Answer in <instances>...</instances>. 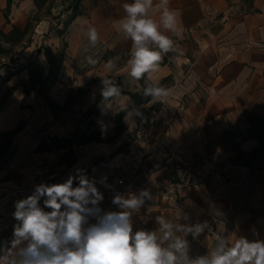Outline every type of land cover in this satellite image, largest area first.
Listing matches in <instances>:
<instances>
[{"label": "crops", "instance_id": "crops-1", "mask_svg": "<svg viewBox=\"0 0 264 264\" xmlns=\"http://www.w3.org/2000/svg\"><path fill=\"white\" fill-rule=\"evenodd\" d=\"M7 2L0 0V31L23 29L36 12L34 1L10 0L5 16ZM60 2L53 1V10L62 7ZM131 2L75 0V18L48 43L53 53L66 44L57 80L40 84L60 105L68 94L75 97V91L88 87V92L82 91L87 110L101 93L102 80L115 81L120 96L110 98L92 118L90 129L99 131L101 137L113 136L115 124L108 132L100 120L108 110L116 114L128 109L113 142L74 146L77 160L70 167L54 164L62 150L60 157L53 154L57 152H34L39 142L32 139L29 121L36 110L34 103L39 106L41 99L35 91L26 96L18 85L28 77L27 71L8 83L16 90L0 111V133L13 130L19 121L25 126L14 136L11 157L0 170V237L12 235L14 202L30 195L52 170H59L66 180L95 159H129L138 152L147 157L152 199L133 212L134 231L158 229L157 216L174 224L185 223L183 215L192 224L208 221L209 229L198 239L191 234L186 237L192 257L207 254L218 236L264 240V0H168L178 27L165 34L178 51L164 54L152 75L169 94L163 102L136 105L140 115L130 114L127 93L141 92L142 87L128 75L132 42L118 23L126 15L123 4ZM160 2L153 0L150 10L156 20ZM45 26L40 21L37 28ZM90 27L99 35L95 48L86 34ZM88 56L97 63L89 64ZM109 60L114 64L110 69L106 67ZM42 65L47 67L46 62ZM163 103L155 135L146 141L132 140L135 124ZM40 203L43 207V198Z\"/></svg>", "mask_w": 264, "mask_h": 264}, {"label": "clouds", "instance_id": "clouds-1", "mask_svg": "<svg viewBox=\"0 0 264 264\" xmlns=\"http://www.w3.org/2000/svg\"><path fill=\"white\" fill-rule=\"evenodd\" d=\"M152 7L153 0L125 3L126 15L118 23L124 37L132 42L128 75L135 80L147 75L143 94L157 103L169 93L152 74L164 54L178 51L165 34L177 30L178 19L168 0L160 2L159 20L150 15ZM86 34L95 48L97 29L90 27ZM86 59L91 65L97 63L92 56ZM106 67H114L113 62L109 60ZM102 85L104 98L120 96L121 89L115 82L105 79ZM130 114L140 115L139 109L131 106ZM106 181L102 177L100 183L106 185ZM151 199L148 189L117 192L112 204L119 211H105L101 208L104 194L97 181L81 169L64 182L38 183L30 195L14 202L12 216L16 223L11 238L0 241V264H264V240L244 236H218L207 254L190 256L186 237L191 234L198 239L210 226L208 221L192 224L187 215L181 217L186 222L179 224L157 216L158 229L134 231L133 212Z\"/></svg>", "mask_w": 264, "mask_h": 264}, {"label": "trees", "instance_id": "trees-1", "mask_svg": "<svg viewBox=\"0 0 264 264\" xmlns=\"http://www.w3.org/2000/svg\"><path fill=\"white\" fill-rule=\"evenodd\" d=\"M33 1L36 6L35 14H38L41 11L43 7L42 5L44 3H47V7L45 8L47 16L48 14H50V10L54 0ZM9 6L10 0H8L7 2L5 16L8 13ZM76 8L77 6L75 4L72 7V12L68 16L67 20L62 23L63 28L57 29V35H62L71 21L75 18ZM32 17L33 18L27 19V22L23 29L12 27V29L8 32L0 31V111L3 109L5 101L16 90V86L9 87L4 91L2 88L7 85L13 77L19 75L21 72L26 70L28 74V77L18 84L22 87V91L26 96L31 92H34L37 89L38 85L43 81H47L48 79H50L51 81L57 80V76L63 62L64 49L66 46L65 43H63L62 48L55 53L52 52L50 47H43L42 49H38L36 54L43 53L46 59L47 67L39 64L34 59H28L27 62H24L18 68L12 66L17 57L29 46L27 44L28 41H25L24 38L27 35V32L32 29L33 21L35 22L37 20L36 15ZM16 47L17 49L15 50L14 48ZM5 68H7L8 70L6 72H1ZM146 80V76L138 80L142 87L141 92L127 93L132 106L144 105L151 100V97H145L143 94V90L146 86ZM94 81H96V79H92L91 82ZM78 91L88 92L89 88H79ZM41 98L44 104L53 114H59L68 110L69 100L72 99V96L69 95L67 97V100L62 105L56 103L46 93H43L41 95ZM110 98L111 97L104 98L102 96V93H99L95 97V102L86 111V116L89 118V121L85 128H77L72 134L64 137L51 136L50 138H47V140L39 142L34 148V152H58L62 150L63 153L60 160L58 161V165H66L67 167H70L77 160V156L73 151L74 146L88 144L91 142H113L122 130L121 119L127 114L128 109L121 110L115 114V130L113 136L101 137L100 132L96 129L90 130L94 125L92 118L94 116H97L104 109L106 104L110 101ZM24 126L25 122L19 121L13 130L0 133V170H3L5 168V165L11 157V148L13 146L14 136L21 132ZM10 238L11 236H1L0 240H8Z\"/></svg>", "mask_w": 264, "mask_h": 264}, {"label": "rangeland", "instance_id": "rangeland-1", "mask_svg": "<svg viewBox=\"0 0 264 264\" xmlns=\"http://www.w3.org/2000/svg\"><path fill=\"white\" fill-rule=\"evenodd\" d=\"M54 4V3H53ZM53 4L51 7L50 14L46 13L45 8L47 3L43 4L41 11L38 14H32L29 18L36 15V21H33V27L27 32L24 40L28 41L29 45L14 61V67L18 68L24 62H27L28 59H34L39 64L45 63L46 59L41 54H36L38 49L43 47H49V41L57 35V29L63 28V22L67 20L68 16L72 12L71 6L75 5V0H61L60 4L62 7H56L53 10ZM40 21L46 22V26L41 30L37 28V25ZM38 30V32H37ZM15 50L17 49L14 48ZM8 69L5 68L1 72H6ZM12 84L5 85L2 89L3 91L11 86ZM45 86L38 85L35 90V95L37 94L41 99L39 106L34 103L36 108L33 118L29 121L31 126V134L34 142H41L47 140L51 136L64 137L63 135L72 134L77 128H85L88 124L89 118L86 116L85 110V101L82 99V92L75 91V97L73 95L72 99L69 100V108L66 112L59 114H53L48 107L44 104L41 95L44 93ZM68 94L67 96H69ZM1 98V96H0ZM36 99V98H35ZM67 100V97H66ZM20 107L24 109V106L21 104ZM33 112V111H32ZM105 131L110 132L112 125L115 124V114L108 110L104 118L100 120ZM94 126V125H93ZM78 147V146H76ZM61 151L53 154H58L60 157ZM56 156V155H55ZM58 157V159H59ZM58 164V160L54 164ZM54 166V165H52Z\"/></svg>", "mask_w": 264, "mask_h": 264}, {"label": "built area", "instance_id": "built-area-1", "mask_svg": "<svg viewBox=\"0 0 264 264\" xmlns=\"http://www.w3.org/2000/svg\"><path fill=\"white\" fill-rule=\"evenodd\" d=\"M164 109L163 103L158 109L149 112L146 120L137 122L132 132V140L141 142L151 139L155 135L154 129L159 114ZM138 154L137 152V156L129 157V159L98 158L80 168L89 178H94L97 181V187L104 194L101 208L105 211H119L118 207L112 204V198L117 192L127 194L148 189L149 167L146 163L147 157ZM168 155L164 154L163 156ZM73 175H76V172ZM102 177L107 178L106 185L100 183ZM64 181L60 171L54 169L45 176L42 182L60 183ZM206 207L209 208L208 199Z\"/></svg>", "mask_w": 264, "mask_h": 264}]
</instances>
